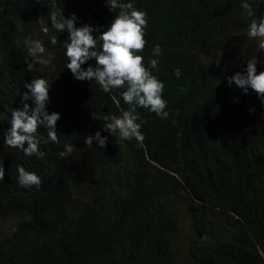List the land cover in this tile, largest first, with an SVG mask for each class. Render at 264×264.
<instances>
[{"label":"trees","instance_id":"trees-1","mask_svg":"<svg viewBox=\"0 0 264 264\" xmlns=\"http://www.w3.org/2000/svg\"><path fill=\"white\" fill-rule=\"evenodd\" d=\"M132 2L146 14L145 66L153 45L161 49L150 71L164 84L168 116L137 108L143 141L101 132L107 144L97 149L83 143L103 123L91 114L128 106L113 104L120 90L73 79L61 47L67 33L51 27L49 14L104 28L118 10L105 0H0V264H264V108L251 90L225 82L252 56L257 72L264 63L259 48L222 59L251 18L240 0ZM251 2L259 17L264 8ZM25 37L42 42L48 64L28 56ZM33 77L50 83L48 111L60 114L59 143L40 145L43 158L2 142L9 110ZM64 144L74 148L60 158ZM18 164L41 177L39 187L18 185ZM182 217L191 231L184 260L176 250Z\"/></svg>","mask_w":264,"mask_h":264},{"label":"clouds","instance_id":"clouds-1","mask_svg":"<svg viewBox=\"0 0 264 264\" xmlns=\"http://www.w3.org/2000/svg\"><path fill=\"white\" fill-rule=\"evenodd\" d=\"M257 5L264 8V0H256ZM109 11L114 12L113 19L104 28H94L89 24L75 26L77 17L73 13L65 19L60 13L49 14L51 27L58 33H67V39L62 41L64 56L66 58L65 68L76 81H94L104 93L112 90H120L119 97L111 96L113 104L119 105L121 100L128 107L121 110L119 115L92 113L91 119L102 121L100 130L87 135L83 143L97 149H104L107 144L106 132L112 137L118 136L120 140L127 141L135 139L142 142L143 133L140 131L141 123H138L137 108L146 109L155 116L165 119L167 101L163 99L162 92L164 84L150 70H156L158 57L161 49L158 44L152 47V57L143 63V57L139 52L144 48V27L146 25V14L136 8L132 0H105ZM240 8L246 16L250 17L247 24V36L255 38L261 63H264V11L257 17L253 13L251 0H240ZM40 30L48 34V27L39 18ZM97 34L94 36L93 33ZM49 43H57L56 35H49ZM24 45L29 57L36 60L38 64H48L44 58L45 48L40 40L25 37ZM89 60L94 65L88 64ZM243 68L231 76L225 78L227 85H235L242 93L247 94L250 90L264 108V70L257 72L256 56L248 58L243 63ZM30 70L32 64L28 63ZM172 75L180 77V69H173ZM49 88L50 83L42 77L30 78L23 82L20 93L21 105L9 110L8 127L4 131L2 142L9 148H15L26 157L36 156L43 158L45 153L40 150V145L49 142L59 143L57 132V121L60 119L58 112H49ZM181 91H183L181 89ZM30 102V103H29ZM250 113L254 109L248 110ZM46 130V136L40 134L37 129ZM74 145L64 144L63 150L57 156L64 158L73 151ZM17 183L21 188L39 187L41 177L33 171L26 170L22 165L16 166ZM4 167L0 162V181L4 179Z\"/></svg>","mask_w":264,"mask_h":264},{"label":"rangeland","instance_id":"rangeland-1","mask_svg":"<svg viewBox=\"0 0 264 264\" xmlns=\"http://www.w3.org/2000/svg\"><path fill=\"white\" fill-rule=\"evenodd\" d=\"M258 48L257 40L255 38H249L247 33L237 35L231 41L229 48L222 55V59L227 62H233L240 57L248 54H253ZM191 231L187 221V218H181V230L176 236V247L178 255L184 260L185 252L188 241L190 239Z\"/></svg>","mask_w":264,"mask_h":264}]
</instances>
